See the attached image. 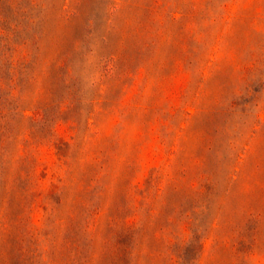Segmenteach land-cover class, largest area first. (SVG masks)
Segmentation results:
<instances>
[{"label":"rangeland","instance_id":"1","mask_svg":"<svg viewBox=\"0 0 264 264\" xmlns=\"http://www.w3.org/2000/svg\"><path fill=\"white\" fill-rule=\"evenodd\" d=\"M0 264H264V0H0Z\"/></svg>","mask_w":264,"mask_h":264}]
</instances>
